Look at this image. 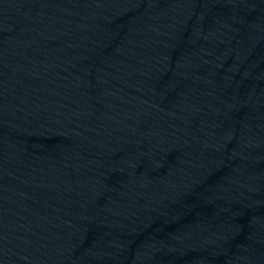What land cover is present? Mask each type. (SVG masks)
<instances>
[{
	"label": "water",
	"instance_id": "water-1",
	"mask_svg": "<svg viewBox=\"0 0 264 264\" xmlns=\"http://www.w3.org/2000/svg\"><path fill=\"white\" fill-rule=\"evenodd\" d=\"M0 264H264V0H0Z\"/></svg>",
	"mask_w": 264,
	"mask_h": 264
}]
</instances>
